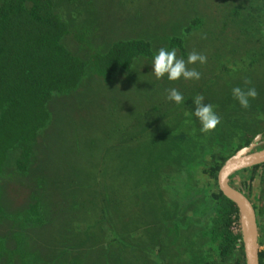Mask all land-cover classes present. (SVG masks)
<instances>
[{"label": "rangeland", "instance_id": "obj_1", "mask_svg": "<svg viewBox=\"0 0 264 264\" xmlns=\"http://www.w3.org/2000/svg\"><path fill=\"white\" fill-rule=\"evenodd\" d=\"M75 1L82 7L78 11L74 3L70 6L63 0L55 5L60 18L78 33L70 35L66 45L83 59L88 58V50L98 46L106 50L112 42L128 39L149 41L155 54L161 47L170 51L168 38L173 37L185 48V56L175 48L177 58L187 61L188 54L196 51L206 55L207 62L188 65L201 73L199 80L169 81L167 74L155 78L154 57L141 58L130 72H120L107 83L89 77L75 95L53 101L48 106L55 107L53 121L39 134L32 155L36 159L28 173L15 169L19 153L14 151L0 175V205L5 210L0 213V264H71L78 256L85 261L80 264H96L101 244L96 239L101 234L119 232L120 236L129 228L123 222L122 205L130 185L139 186L140 199L127 218L133 224V241L124 239L135 244L137 237V258L143 249L156 255L152 262L148 257L139 264H202L211 247L205 232L213 218L212 194L218 189L204 169L219 159L264 149V0ZM248 11L250 19L245 20ZM193 19L202 24L185 32ZM237 86L255 87L258 92L247 109L232 96ZM171 88L183 95L184 103L161 106ZM198 94L220 117V124L207 134L192 114ZM93 101L97 105L90 104ZM108 107L118 109L125 120L147 117L141 122H152L146 126L150 159L145 167L130 163L127 175L116 144L108 148L105 139L114 128L111 117L100 113V108ZM248 172L229 177L228 183L246 194L252 192L253 207L264 210V168L254 176ZM108 205H118L119 210ZM258 227L259 251L264 250V218ZM231 231L246 232L245 218ZM17 248L26 258L11 254ZM88 251L90 259L85 258ZM111 258L113 264L121 263ZM125 264H135L134 259L127 256Z\"/></svg>", "mask_w": 264, "mask_h": 264}, {"label": "trees", "instance_id": "obj_2", "mask_svg": "<svg viewBox=\"0 0 264 264\" xmlns=\"http://www.w3.org/2000/svg\"><path fill=\"white\" fill-rule=\"evenodd\" d=\"M63 1L70 6L74 3L77 11L82 8L79 9L81 5L78 1ZM263 3L264 1L261 4ZM55 4L56 0H0V175L6 169L9 155L14 151L19 153L15 159V169L28 173L36 159L33 157V152H35L39 134L53 121L51 112L55 107L52 109L48 107L53 101L56 104L58 100L68 98L72 94L75 95L80 84L89 77L93 76L107 83L120 72H130L131 67L139 59L153 58L155 55L149 41L128 39L112 42L106 50L99 49V46L95 50H88L87 59L77 56L68 48L65 41L73 33L74 35L78 33L75 28L60 18ZM256 11H259V8ZM250 13L251 11H248L244 15L245 20L250 19ZM200 24H202L201 20L193 19L185 32L189 33L194 30L193 28H198ZM83 36L84 34L80 33V38ZM168 43L172 48H177L181 56H185V48L180 39L168 38ZM183 91L187 92L185 88ZM94 102L90 104L97 105ZM169 102L171 101L166 99L164 103L161 101L160 105L163 106ZM108 108L109 110L100 108L101 115L103 113L111 117L114 123L112 132L107 131L105 139L109 145L108 148L116 144L117 158L123 163V173L127 175L126 166L130 163L135 161L137 165L145 167L150 159V154L146 151H149L151 140L146 126L152 122H141L147 117L141 120H125L119 115L118 109ZM98 120L105 121V119ZM124 120L127 124L125 127L122 123ZM46 142L47 139L42 142V146L46 145ZM232 157L234 155L227 159H219L217 164L211 166L210 169H204L211 175L216 188L218 171L223 163ZM259 168H264V163L252 167L251 170L255 172ZM129 187L128 191H125L122 205L125 216L123 222L129 228L124 231L123 235L120 234L121 237L118 232L112 236L101 234L96 239L101 243L98 254L95 252L97 254L96 264H113L111 258L113 256L115 261H121L117 264H125L127 256L134 259L135 264H139L142 260L145 261L148 257L150 262L154 259L155 254L149 249H143L141 256L136 257V253L139 255L137 237L135 244H130L128 239H124L128 237L133 241L130 238L133 224H130L127 218L133 215L131 208L137 206L140 199L139 186L137 189H132L131 185ZM212 196L215 202L209 214H212L213 218L205 232L211 247L207 259L202 264H245L243 236L241 233L233 234L231 231L233 224L241 222L238 208L224 197L219 189ZM105 202H110V200H105ZM33 205L36 207L35 204ZM108 208L119 210L118 205H108ZM254 211L259 225L264 218V210L254 208ZM4 212V208L0 205V213ZM30 213L35 216L34 207L31 208ZM90 238L92 237H87L89 242ZM104 243L106 246L102 248L101 245ZM117 247H123L122 252L115 254L113 251ZM129 247L134 254L127 251ZM74 250L76 249L71 252L73 256H77ZM20 251L21 249L17 248L11 254L14 252L19 258H26L23 253V255L19 253ZM86 257L90 259L89 251ZM263 260L264 250H259V264H263ZM71 262V264H80L85 261L78 256ZM22 264L25 263L22 262Z\"/></svg>", "mask_w": 264, "mask_h": 264}, {"label": "clouds", "instance_id": "obj_3", "mask_svg": "<svg viewBox=\"0 0 264 264\" xmlns=\"http://www.w3.org/2000/svg\"><path fill=\"white\" fill-rule=\"evenodd\" d=\"M207 62L206 55L192 51L188 54L187 61L182 58H177V50L173 48L172 50H167L161 47L158 52L154 55L153 61L151 63L152 73L156 79H161L167 74L169 81H175L180 78L185 80H199L201 78V73L195 68H189L188 65L199 63L201 65ZM245 84H250L251 81L245 80ZM233 98L238 101L242 108L250 107V99L254 100L258 96V92L255 87H249L247 90L241 87H234L231 90ZM166 99L176 104L184 103L183 95L176 89L171 88L167 90ZM204 96L198 94L193 103L195 105V111L192 113L200 122L202 133H209L214 131L218 124H220V117L214 111V106L212 104L203 103Z\"/></svg>", "mask_w": 264, "mask_h": 264}, {"label": "water", "instance_id": "obj_4", "mask_svg": "<svg viewBox=\"0 0 264 264\" xmlns=\"http://www.w3.org/2000/svg\"><path fill=\"white\" fill-rule=\"evenodd\" d=\"M264 163V149L253 153L234 156L227 160L217 174V186L221 194L233 202L242 218L247 223V231L243 232V247L245 264H259L258 262V224L254 207L247 197L235 190L228 183V178L239 171L250 169Z\"/></svg>", "mask_w": 264, "mask_h": 264}, {"label": "crops", "instance_id": "obj_5", "mask_svg": "<svg viewBox=\"0 0 264 264\" xmlns=\"http://www.w3.org/2000/svg\"><path fill=\"white\" fill-rule=\"evenodd\" d=\"M264 48V47H263ZM264 54V53H263ZM259 169H263V168H259ZM258 169V170H259ZM248 172V171H251L252 172V174L253 173H255V172H253L252 170H251V168L249 169V170H247V169H245V170H242L241 172L239 171V172H236V173H234V174H232L230 177H232L233 175H240L241 173H245V172ZM249 173V172H248ZM253 176H254V174H253ZM252 178V177H251ZM232 188H234L235 190H237V191H239V192H241V193H243L246 197H247V199L251 202V204H252V197L254 196V194L251 192L250 193V195L249 194H246V193H244L243 191H241L240 189H238V188H236V187H234V186H232V185H230ZM249 197V198H248ZM254 198V197H253Z\"/></svg>", "mask_w": 264, "mask_h": 264}]
</instances>
